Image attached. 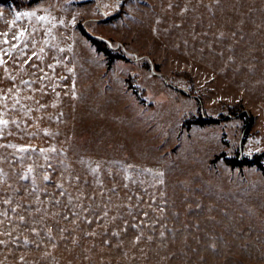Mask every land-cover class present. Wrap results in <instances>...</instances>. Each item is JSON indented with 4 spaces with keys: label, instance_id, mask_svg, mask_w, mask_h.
Returning <instances> with one entry per match:
<instances>
[{
    "label": "rangeland",
    "instance_id": "rangeland-1",
    "mask_svg": "<svg viewBox=\"0 0 264 264\" xmlns=\"http://www.w3.org/2000/svg\"><path fill=\"white\" fill-rule=\"evenodd\" d=\"M122 2H0V264H264V0Z\"/></svg>",
    "mask_w": 264,
    "mask_h": 264
},
{
    "label": "trees",
    "instance_id": "trees-1",
    "mask_svg": "<svg viewBox=\"0 0 264 264\" xmlns=\"http://www.w3.org/2000/svg\"><path fill=\"white\" fill-rule=\"evenodd\" d=\"M37 1L38 0H0V2H3V3H13L19 9L23 8V7H27L30 4L35 3ZM126 1H128V0H123V2L121 4V10L120 11H122V9L124 8ZM79 27L82 30V32L96 45L97 49L104 51L107 54L110 61H112L115 58H127L126 54H124L123 52H120L118 50H115L114 48H116V47L113 46V44L109 43L106 39H103L97 35L90 33L82 23L79 24ZM144 64L147 67H149L148 62H144ZM156 67H158V65ZM131 81H132L131 83L133 84L134 79H131ZM228 110L232 114H238V115H243V116L246 115V112H245L246 110L244 108H242V105L240 103H236V104L228 106ZM211 120L212 121H219L218 118H213V119L211 118ZM207 121H209V118L204 117L203 114H199V115L193 114L192 117H190L189 119L186 120L184 125H187L189 127L192 123L203 124ZM218 156L224 157V159L232 166L239 165L242 162V160L239 159L237 155L228 156L224 152H222ZM244 157L247 158L249 156L246 155ZM250 160L257 163L264 172V151L256 153L255 157L250 158Z\"/></svg>",
    "mask_w": 264,
    "mask_h": 264
},
{
    "label": "snow or ice",
    "instance_id": "snow-or-ice-1",
    "mask_svg": "<svg viewBox=\"0 0 264 264\" xmlns=\"http://www.w3.org/2000/svg\"><path fill=\"white\" fill-rule=\"evenodd\" d=\"M21 15H24V16H35V13L34 12H26V13H23V14L17 13L16 14V18L19 19ZM38 19L44 20V19H46V17L41 16V17H38ZM20 35L23 36V32H21ZM2 63H4V61L0 60V64H2ZM25 83H27V82H25ZM7 124H8L7 120L0 119V125L7 126ZM9 146L10 147H14L13 145H9ZM24 150L25 149H21V151H24ZM53 151H55V149H53Z\"/></svg>",
    "mask_w": 264,
    "mask_h": 264
},
{
    "label": "water",
    "instance_id": "water-1",
    "mask_svg": "<svg viewBox=\"0 0 264 264\" xmlns=\"http://www.w3.org/2000/svg\"><path fill=\"white\" fill-rule=\"evenodd\" d=\"M109 43L113 44V42L111 40H107ZM114 46V45H113ZM117 46H119V44H117ZM154 73L155 74H161L159 71L154 69Z\"/></svg>",
    "mask_w": 264,
    "mask_h": 264
}]
</instances>
